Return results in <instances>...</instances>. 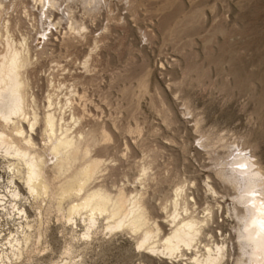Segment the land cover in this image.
I'll return each mask as SVG.
<instances>
[{
    "label": "rangeland",
    "instance_id": "rangeland-1",
    "mask_svg": "<svg viewBox=\"0 0 264 264\" xmlns=\"http://www.w3.org/2000/svg\"><path fill=\"white\" fill-rule=\"evenodd\" d=\"M10 1L12 20L18 19L20 30L32 38L31 82L39 110L46 109L49 96L56 112L59 107L66 111L67 102L73 104L85 129L94 124L99 129L103 123L112 136L110 142H100L107 150L97 154L114 166L105 178L111 190L124 184L139 191L137 164L153 156L145 198L163 232L167 226L158 209L161 199L174 184H194L189 191L197 211L211 206L216 213L209 226L217 240L220 233L225 236L230 256L223 264H232L235 221L226 213L231 191L216 172L226 169L233 156L251 155L264 173V0H56L41 20L34 0ZM20 1L36 23L24 15ZM70 24L85 29L71 33ZM2 167L4 182L8 174ZM205 182L216 197L206 193ZM25 209L34 219V210ZM43 211L41 230L46 228L47 243L24 264L55 263L65 245L77 264H192L189 251L173 260L145 255L123 232L103 231L97 242L84 244L78 237L75 243L54 208ZM0 214L4 235L14 226ZM77 226L72 227L75 234L82 231ZM46 245L50 249L42 250Z\"/></svg>",
    "mask_w": 264,
    "mask_h": 264
},
{
    "label": "bare ground",
    "instance_id": "bare-ground-1",
    "mask_svg": "<svg viewBox=\"0 0 264 264\" xmlns=\"http://www.w3.org/2000/svg\"><path fill=\"white\" fill-rule=\"evenodd\" d=\"M34 1L40 7L39 20L46 17L48 8L56 5V0ZM93 1L87 0V4ZM18 4L26 9L24 1ZM11 7L10 0H0V164L8 174L4 182L0 180V184L4 183L0 191V212L11 218L14 226L7 234L0 235V264H24L31 259V253L40 250L38 246L47 243L44 236L46 228L41 230L42 210L52 208L62 228L65 225L70 227L73 241L80 237L83 240L80 242L84 244L93 243L103 231L105 234L123 232L133 239L137 251L148 256L177 259L186 256L185 252L189 251L192 256L187 255V260H191L192 264H223L230 256L226 238L220 233L217 240L216 233L209 226L216 215L211 206L197 211L196 199L189 191L194 184L190 187L174 184L171 194L161 199L158 209L163 212L167 226L166 232H163L162 226L153 217L154 206L145 198L147 192L144 188L151 176L153 156L137 164L139 191H129V188L123 187L124 184L111 190L106 186L105 178L113 173L114 166L105 164L106 160L97 154L107 150L100 142H110L112 136L102 128L103 123L99 129L93 128L95 124L85 129L79 124L82 117L76 116L73 104L67 102L66 111L62 112L58 105L56 112L51 109L53 103L49 96L46 97V109L39 110L31 82V69H34L31 68L34 65L31 62L32 38L28 31L20 30L18 19L12 20ZM23 13L30 18V22L36 23L37 18H32L31 11ZM72 25H68V29L76 34L85 29L82 25L79 28ZM64 113L72 123L66 121ZM252 157L233 156L226 169L216 172L218 179L231 191L232 205L226 208V213L235 221L233 232L237 254L232 264H264V173L257 162H252ZM205 187L206 193L216 197L218 193L211 185L205 182ZM25 206L34 210V219H29L31 216L28 217ZM78 224H81L82 231L75 234L73 228ZM47 245L42 250L48 249ZM65 246L58 261L52 264H77L71 259V247Z\"/></svg>",
    "mask_w": 264,
    "mask_h": 264
}]
</instances>
